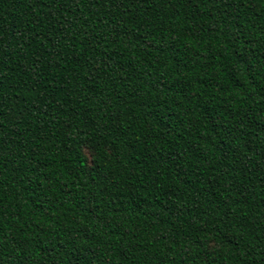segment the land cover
<instances>
[{"label": "trees", "instance_id": "obj_1", "mask_svg": "<svg viewBox=\"0 0 264 264\" xmlns=\"http://www.w3.org/2000/svg\"><path fill=\"white\" fill-rule=\"evenodd\" d=\"M0 264H264V0H0Z\"/></svg>", "mask_w": 264, "mask_h": 264}]
</instances>
